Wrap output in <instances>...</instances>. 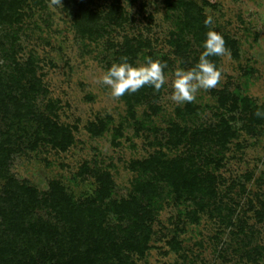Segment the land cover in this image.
<instances>
[{"label":"rangeland","instance_id":"obj_1","mask_svg":"<svg viewBox=\"0 0 264 264\" xmlns=\"http://www.w3.org/2000/svg\"><path fill=\"white\" fill-rule=\"evenodd\" d=\"M111 1L85 0L98 25L89 20L83 32L63 9L62 0L61 5L18 0L15 9L1 13V80L26 60H34L41 87L33 96L32 112L66 127L58 135L63 144L57 146L41 139L35 120L0 114V131L17 141L9 172L40 189L58 180L77 199L91 195L99 174L108 172L111 193L106 199L119 200L134 193V182L148 178L135 161L163 151L171 157L190 155L202 167L205 156L206 169L215 176V196L204 198L207 204L198 210L188 199L176 201L164 187L148 249L143 256L128 254L126 262L264 264V118L254 121L240 101L247 96L264 110V0H193L204 14L214 15L212 27L226 37L227 52L213 56L222 71L219 84L199 90L190 109L171 99L173 72L191 68L201 50L200 40L183 25V9L169 6L167 0H120L124 18L112 22ZM174 31L178 48L172 43ZM124 37L144 42L134 64L150 52L167 66L169 77L159 92L148 86L150 95L133 103V111L126 94L113 98L99 82L105 68L121 61L116 52ZM231 95L237 98L234 108H224ZM178 108L185 110L183 115H178ZM220 111L231 131L224 140L201 139L194 145L169 141L173 123L188 131L216 127ZM108 220L115 223V216L110 213Z\"/></svg>","mask_w":264,"mask_h":264},{"label":"trees","instance_id":"obj_2","mask_svg":"<svg viewBox=\"0 0 264 264\" xmlns=\"http://www.w3.org/2000/svg\"><path fill=\"white\" fill-rule=\"evenodd\" d=\"M17 1L0 0V15L15 9ZM167 2L169 6L183 9L186 16L183 25L187 30L191 29L201 46L208 31L203 23L206 14L193 0ZM62 3L63 9L71 14L82 32V28L89 25V20L98 25L97 15L85 7V0H62ZM2 5L6 6L4 11ZM108 15L112 22L124 18L120 0L111 1ZM100 27L103 28L101 25L98 29ZM84 30H89V27ZM176 31L171 35L172 43L178 48ZM223 38L226 42V37ZM143 45L142 40L124 37L116 54L134 64ZM202 51L201 46L199 55ZM146 56L151 57V53ZM198 57L192 59L193 65ZM209 59L216 63L215 58ZM35 69L34 60L28 59L5 81L0 78V114L11 115L17 120H35L41 126V139L62 146L58 135L61 130L64 133L66 127L40 112H32L33 96L41 87ZM6 88H9L7 94ZM150 91L151 88L145 86L136 93H126L129 110L133 111L131 105L148 97ZM236 101V96L231 95L228 106L224 108L233 109ZM240 101L242 108H247L253 120L258 121L260 118L254 113L262 108L247 96L241 97ZM47 105L52 107L51 102ZM191 106V103L185 105L186 109ZM220 106L224 105L220 102ZM177 112L183 115L185 110L178 108ZM219 118L220 123L216 127H199L192 131L173 123L169 129V141L173 145L184 142L194 145L201 143V139L203 142L224 140V135L231 134V131L223 120L222 111ZM68 134L67 131L64 135L68 138ZM11 136L0 131V264H129L126 262L128 254L143 256L149 247L151 226L164 187L174 194L176 201L188 199L197 205L198 210L207 204L204 198H213L216 194L215 176L206 169L208 159L205 156L201 167L190 155L171 157L163 151L135 161L136 167L147 173L148 178L134 182V193L128 199H106L111 193L108 172L99 174L94 192L82 199L65 191V186L58 180H49L47 187L40 189L9 172L10 155L17 142ZM110 213L115 216V223L108 220ZM196 213L197 210L193 209L190 216L194 218ZM172 241L175 242L174 239Z\"/></svg>","mask_w":264,"mask_h":264},{"label":"clouds","instance_id":"obj_3","mask_svg":"<svg viewBox=\"0 0 264 264\" xmlns=\"http://www.w3.org/2000/svg\"><path fill=\"white\" fill-rule=\"evenodd\" d=\"M51 4L61 5V0H51ZM214 22L213 14L206 15L203 23L208 31L201 45L203 51L196 63L189 69L178 67L172 74L171 99L178 105L194 102L199 90L215 88L222 78L221 69L209 59L213 56H223L227 52L222 34L210 27ZM166 67L159 59L152 57H147L136 64L123 57L120 62H114L103 70L99 82L107 86L110 95L117 99L126 93H136L145 86L159 92L168 85ZM254 114L264 118V110L258 109Z\"/></svg>","mask_w":264,"mask_h":264}]
</instances>
